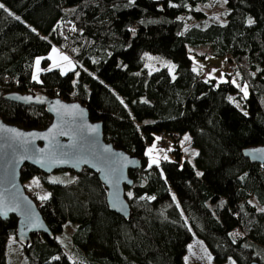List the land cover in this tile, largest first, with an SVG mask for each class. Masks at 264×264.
<instances>
[{
  "label": "trees",
  "instance_id": "trees-1",
  "mask_svg": "<svg viewBox=\"0 0 264 264\" xmlns=\"http://www.w3.org/2000/svg\"><path fill=\"white\" fill-rule=\"evenodd\" d=\"M206 1L0 0L8 9H0V118L24 129L51 120L42 103L10 101L9 92L78 100L90 120L101 122L105 141L140 160L128 170L127 217L108 208L106 189L91 170L72 171L64 183L24 164L20 181L51 231L20 242L29 264H184L193 237L216 264H264V164L243 155L264 144V0H224V22L202 26L206 13L198 7ZM182 13L184 21L177 18ZM53 47L75 68H43L33 79L35 57L47 65ZM144 52L172 61L174 72L146 71ZM190 53L221 57L225 79H203ZM233 72L247 85L242 110L228 98L240 93ZM161 133L169 136L164 149ZM183 133L196 149L191 161L180 151ZM154 138L172 157L149 167L145 147ZM38 174L47 199L24 184ZM66 224L79 258L57 237ZM15 228L13 215L0 219V264Z\"/></svg>",
  "mask_w": 264,
  "mask_h": 264
},
{
  "label": "water",
  "instance_id": "water-1",
  "mask_svg": "<svg viewBox=\"0 0 264 264\" xmlns=\"http://www.w3.org/2000/svg\"><path fill=\"white\" fill-rule=\"evenodd\" d=\"M4 97L20 104L42 103L51 116L42 129H24L0 118V219L16 217L15 236L19 242L29 244L32 234L51 235L20 181L19 170L24 164L43 174L59 169L79 173L85 167L96 173L104 185L108 208L128 216L123 192L133 183L128 170L139 167L140 160L105 141L101 122L90 120L84 105L78 100H62L41 92H9ZM243 155L250 162L264 164V144L243 149ZM26 209L31 213L30 220L25 217Z\"/></svg>",
  "mask_w": 264,
  "mask_h": 264
},
{
  "label": "rangeland",
  "instance_id": "rangeland-1",
  "mask_svg": "<svg viewBox=\"0 0 264 264\" xmlns=\"http://www.w3.org/2000/svg\"><path fill=\"white\" fill-rule=\"evenodd\" d=\"M202 11L206 13V17H202L200 19V25L205 26L210 22H221L223 23L225 20V12H226V6L224 0H207L206 3L200 5L198 7ZM177 18L181 20H185L187 18L186 13L179 14ZM192 21V20H191ZM190 23V22H189ZM189 27L188 24H184L182 28V32L185 31ZM55 48L56 52H53L52 49ZM50 49V51L47 54L48 58V64L47 65H41V58L40 56L35 57L32 67V77L35 75L38 79V75L40 71L43 70V68H57L60 73H65L69 70H72L76 66V62L74 59L69 56L65 51L53 47ZM194 51L197 53L200 52L199 47H194ZM64 55H67L69 59L71 60V64L68 63V61H65L62 59ZM192 64L195 67L196 71L199 72L203 79H214L216 81H222L225 79L224 75V66L221 57L215 56L212 54H205L204 56H199L195 53L189 54ZM49 57H52V59H49ZM39 59L40 65L39 70L37 69V65L35 61ZM142 60V67L148 71H154L159 68H166L169 72H174L175 65L172 61L164 58L163 56L151 53V52H144L141 55ZM236 77V78H235ZM238 75L236 72H233L232 81H235V84L240 85L243 87L245 84H241ZM232 98L230 101L237 106L239 109L242 110V101L244 98L243 93L240 91L238 93V96L230 95L228 98ZM188 136L187 133H183L181 135V138L178 142L180 151L182 155L188 157V160L191 161L193 155L196 152V149L190 145L189 139L185 140L184 137ZM154 146V147H153ZM152 148L151 155L148 154V149ZM187 150V151H186ZM145 155H146V164L149 165L150 161L152 159L160 160L163 156L172 157L171 153H164L161 150H159L156 147V139L149 143L145 147ZM70 176H74V173L69 170H55L49 174L45 175L44 179H47L49 181H58V182H68L70 179ZM24 184H26L30 188V192H33L35 196L38 198H42L45 196H49L48 189L42 184V177L41 175H35L27 180L24 181ZM72 228L70 225L66 224L63 229V234L59 235L57 234V237L59 236L61 242L66 247V250L70 254L71 258H79V254L75 252L73 249L72 244L69 242V236ZM6 249H5V264H29L21 247V243L13 236H9L6 238ZM210 257V259H209ZM183 262L184 264H216L212 261V257L209 254V252L206 250L204 244L201 242V240L193 237L187 244H186V250L183 255ZM221 264H234L231 259H227L225 262Z\"/></svg>",
  "mask_w": 264,
  "mask_h": 264
},
{
  "label": "snow or ice",
  "instance_id": "snow-or-ice-1",
  "mask_svg": "<svg viewBox=\"0 0 264 264\" xmlns=\"http://www.w3.org/2000/svg\"><path fill=\"white\" fill-rule=\"evenodd\" d=\"M0 9H3V10L6 11V12L8 11V9H7V8L5 7V5L2 4V3H0ZM9 14L11 15V13H9ZM16 19L19 20L20 18H19V17H16ZM251 23H252V21L249 20V24H251ZM52 51H53V52H56V49L53 48ZM49 59H52V57H49ZM62 59L65 60V61H68L69 64L72 63L71 60L69 59V57H68L67 55H64V56L62 57ZM35 63H36V65H37V69L39 70L40 60L37 59V60L35 61ZM49 70H50V69H49ZM33 79H37V77L34 75V76H33ZM232 83L235 84V81H232ZM236 87L240 89V91L243 93V95H244L245 98L248 96L247 85H244L243 87H241L240 85L237 84ZM229 99L231 100L232 98L230 97ZM157 139H159V138H157ZM184 139H185V140H188L189 137H188V136H185ZM153 147H154V146H153ZM152 150H153L152 148H149V149H148V154H149V155H151ZM186 151H187V150H186ZM165 159H167L166 156H165ZM158 163H159L158 160H156V159H152V160L150 161V163H149V167H151L152 165H157V166H158ZM128 196L131 197V196H132V193H128ZM42 199H47V196L42 197ZM149 199H155V197H149ZM25 217H26L27 220H30V219H31V213H30V211H28L27 209L25 210ZM209 259H210V257H209Z\"/></svg>",
  "mask_w": 264,
  "mask_h": 264
},
{
  "label": "built area",
  "instance_id": "built-area-1",
  "mask_svg": "<svg viewBox=\"0 0 264 264\" xmlns=\"http://www.w3.org/2000/svg\"><path fill=\"white\" fill-rule=\"evenodd\" d=\"M168 137L169 136H165L164 133H161L159 140H158V147L160 149H164L166 147L167 142H168Z\"/></svg>",
  "mask_w": 264,
  "mask_h": 264
},
{
  "label": "crops",
  "instance_id": "crops-1",
  "mask_svg": "<svg viewBox=\"0 0 264 264\" xmlns=\"http://www.w3.org/2000/svg\"><path fill=\"white\" fill-rule=\"evenodd\" d=\"M192 64V63H191ZM192 69L196 72V69H195V67L193 66V64H192ZM236 78V77H235ZM238 80V79H237Z\"/></svg>",
  "mask_w": 264,
  "mask_h": 264
}]
</instances>
